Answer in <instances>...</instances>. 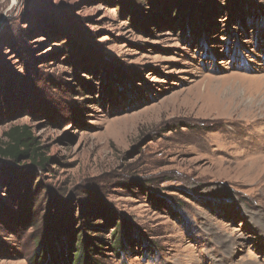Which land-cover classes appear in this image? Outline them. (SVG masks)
I'll use <instances>...</instances> for the list:
<instances>
[{"label": "rangeland", "instance_id": "rangeland-1", "mask_svg": "<svg viewBox=\"0 0 264 264\" xmlns=\"http://www.w3.org/2000/svg\"><path fill=\"white\" fill-rule=\"evenodd\" d=\"M174 1L0 0V264H264V0Z\"/></svg>", "mask_w": 264, "mask_h": 264}, {"label": "trees", "instance_id": "trees-1", "mask_svg": "<svg viewBox=\"0 0 264 264\" xmlns=\"http://www.w3.org/2000/svg\"><path fill=\"white\" fill-rule=\"evenodd\" d=\"M182 1L184 0H175V2L180 3L183 5ZM185 5V4H184ZM185 7V6H184ZM169 9V8H168ZM192 13V12H190ZM193 14V13H192ZM121 74V72H118ZM4 136L6 138V141L3 142L4 144L0 145V156L9 158L13 161H20L21 158H27L30 160L33 164L37 165V167H40L41 169L44 168L45 164L49 161V157L44 156L42 153V148L39 146V143L31 133L30 128L25 125H13L7 129V131L4 133ZM106 214V213H105ZM107 217H109L107 215ZM116 220H119V224H115V230L113 232V239L111 241V248L113 251H115L116 254H120L124 249L125 245L128 243H131L135 237L134 233L131 232L133 228L131 226H128L126 222L121 218H116ZM111 222L112 219H110ZM116 223V222H114ZM79 230L78 234L74 236V234H71V242L66 241L67 245L74 247V257L77 258L76 264H91L92 258L94 256L95 250L99 249L100 247L96 246L95 243L91 242V240L88 239L87 236H90L83 230L82 227ZM58 235H62L61 233H57ZM57 236H52L53 239L50 243V246L54 245L58 249V253H61L63 250L62 248L67 247L66 244H64V247L61 248V245L63 246V243L65 242V238L63 236V239L60 241V248L57 244L56 238ZM62 237V236H61ZM75 238V240H74ZM64 241V242H63ZM72 241H75L72 244ZM76 241H78L76 243ZM40 247H37L36 252L34 253V258L37 260H40V256L42 255L41 252H39ZM43 251V250H40ZM45 257L42 256V263L44 262L43 259ZM36 260V261H37ZM48 260V259H47ZM47 262V261H46ZM43 263V264H46ZM37 264V263H36ZM71 264V263H69ZM72 264H74L72 262Z\"/></svg>", "mask_w": 264, "mask_h": 264}, {"label": "bare ground", "instance_id": "bare-ground-1", "mask_svg": "<svg viewBox=\"0 0 264 264\" xmlns=\"http://www.w3.org/2000/svg\"><path fill=\"white\" fill-rule=\"evenodd\" d=\"M246 112H247V109H246ZM249 112V110H248ZM253 160H256V159H253ZM257 161V160H256ZM259 167V163H253L251 164V166L249 167V172H255Z\"/></svg>", "mask_w": 264, "mask_h": 264}, {"label": "clouds", "instance_id": "clouds-1", "mask_svg": "<svg viewBox=\"0 0 264 264\" xmlns=\"http://www.w3.org/2000/svg\"><path fill=\"white\" fill-rule=\"evenodd\" d=\"M17 2H18V0H11V4L9 5V8L14 6Z\"/></svg>", "mask_w": 264, "mask_h": 264}]
</instances>
